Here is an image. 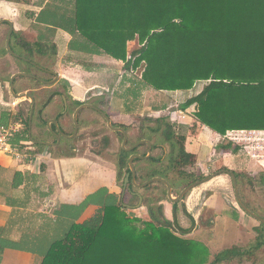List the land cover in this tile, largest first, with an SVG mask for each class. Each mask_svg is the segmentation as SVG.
Returning <instances> with one entry per match:
<instances>
[{"label": "trees", "instance_id": "trees-1", "mask_svg": "<svg viewBox=\"0 0 264 264\" xmlns=\"http://www.w3.org/2000/svg\"><path fill=\"white\" fill-rule=\"evenodd\" d=\"M37 21L69 32L70 51L106 55L124 63L130 72L142 66L138 81L152 90L185 91L204 82L200 91L182 104L183 109L193 107L194 124L204 125L221 136L231 130H264V0H49ZM15 37L17 33L13 32L12 38ZM130 41H137L139 48L128 57ZM41 44L36 42L32 48L38 47L47 55L54 49L47 42ZM11 49L14 51L13 45ZM14 59L26 65L25 72L35 68L27 61ZM19 80L27 77L15 78L16 93L41 85L36 81L20 82L22 85L17 86L15 81ZM28 92L35 99V92L31 89ZM48 100L47 97L42 102L36 101L32 126L35 119L38 124V107L46 106ZM28 114L29 108L11 116L13 122L23 124L16 141L29 139ZM177 129L166 117L147 119L139 128V137L127 141V146L141 139L152 142L148 158L133 160L137 183L161 177L177 195L205 176L197 167L196 155L185 149L186 136L178 135ZM118 134L122 139V134ZM31 135L41 141L34 138L33 132ZM160 144L167 147L165 155L158 151ZM34 145L37 151L44 149L42 144ZM238 149L235 146L234 150ZM146 151L145 143L131 151L120 149L117 183L121 181L120 172H130L127 164L130 154L143 156ZM240 174L235 172L238 183ZM261 175L259 182L264 184ZM128 186L137 190L130 182ZM166 192L162 182L144 187L143 205L149 215L146 220L129 217L120 196L105 188L78 205L61 206L57 215L70 220L69 225L59 238L39 250V264H208L207 246L177 235L164 218L162 207L152 206L167 196ZM89 204L99 205V209L79 222ZM178 204L173 203L174 207ZM255 232V238L247 245L224 249L209 264L256 261L254 258L264 247V223H259Z\"/></svg>", "mask_w": 264, "mask_h": 264}, {"label": "crops", "instance_id": "crops-1", "mask_svg": "<svg viewBox=\"0 0 264 264\" xmlns=\"http://www.w3.org/2000/svg\"><path fill=\"white\" fill-rule=\"evenodd\" d=\"M48 1L45 0L40 5L41 0H0V125L12 122L11 116L20 110V103H26L25 98L12 103L15 98L9 90L10 78L27 69L26 65L18 63L14 59L15 56L10 54L6 48L7 37L12 28L9 44L10 47L13 45L14 52L36 64L51 66L63 81L52 84L40 82L41 85L38 87L26 88L20 93H29L30 89L33 90L35 102H42L47 97L50 98L52 94L60 92L64 94L63 98H72L75 102L93 103L106 112L112 122L130 126L127 132L128 139L139 137L138 128L141 126V120L147 119V116L149 119L166 117L178 126V135L182 133L186 136L185 149L196 155L197 167L203 174L206 175L224 167L235 172H242L246 165L247 172L252 171L250 175L256 176L255 172L259 168V164L253 160L245 161L239 153L240 151L234 150V144L228 141L224 142V136L204 125L194 124L191 115L193 107L183 109V103H180L176 98L174 101L165 102L166 105L161 108L154 105V112L151 111V114L146 112L144 115L142 112H132V106H124L120 102L123 96L117 94L120 84L117 86L116 82H78L76 79L66 78L65 75L60 74L56 66L61 69L66 66V63H70L69 55L84 53L69 50L68 45L72 39L69 32L37 21L39 12ZM13 32L17 33L15 39L12 38ZM39 41L42 43L41 46L46 42L54 46V49L50 51L52 55L41 53L38 47L32 48L34 43ZM108 58L116 65L123 64ZM6 64H8L7 71L4 69ZM27 73L34 72L28 71ZM15 82H18L17 86H20L22 85L20 82H27V80ZM198 83H202L203 86L204 82ZM170 92L177 93V91ZM89 95L91 96L88 97ZM26 104L30 110V100ZM55 104L54 102L48 107H46L47 105L43 106L37 115L38 124L36 126H39L40 131L38 132L39 136L34 138H40V142H52V137H54L46 122L55 120ZM179 104L181 105L179 106ZM113 109H117V111H113ZM171 109L173 110L171 111ZM22 110L27 111L28 109ZM97 114H94L95 118L98 116ZM136 114L138 115L135 116ZM170 114H173V118L175 117L176 120L171 119ZM77 116L80 120L78 136L73 139L71 147L67 151L64 149L49 151L48 147L44 146L43 150H36L41 159L34 163L14 160L10 155L0 151V264H39L41 261L40 231L48 230V236H51V230L55 231V223L58 222L57 217L61 221L64 219L57 215L61 206L78 205L100 188H105L109 193L120 196L121 188L117 183V166L105 157V151L115 150L113 145L118 143L116 132L108 130L107 133L99 134V129L105 125L104 119L99 114V120L95 119L90 122L89 119L92 118V115L89 109L79 111ZM64 119L67 121L69 118L66 115ZM5 120L8 122L5 123ZM65 120L63 122H66ZM103 138H107V141L104 142ZM93 141L96 143L92 145ZM119 143L121 144L120 141ZM159 147L158 151H162V155H165L166 145L160 144ZM238 187L240 197L246 204L241 180H239ZM136 192L143 196L144 188ZM172 195L177 196L178 194L172 192ZM134 196L125 193L121 199L124 203L123 208L134 216H137L138 212L149 219L146 206L142 205L137 209L125 207V204L137 203L138 198L135 196L134 199ZM234 198L231 177L228 174H219L192 188L186 197L178 201L177 207H174V202L169 200L166 195L158 202L153 203L152 206L160 205L162 207L164 218L171 223L173 229H176L178 233L174 231L177 235L204 243L210 252L209 262H211L220 251L233 246L247 245L256 236L255 228L259 222L244 212ZM98 209L99 205H87L78 221L82 222L88 219ZM242 262L250 264V262ZM226 263L238 264L239 262L236 260L222 261L217 264Z\"/></svg>", "mask_w": 264, "mask_h": 264}, {"label": "rangeland", "instance_id": "rangeland-1", "mask_svg": "<svg viewBox=\"0 0 264 264\" xmlns=\"http://www.w3.org/2000/svg\"><path fill=\"white\" fill-rule=\"evenodd\" d=\"M139 48L138 42L137 41H130L127 43V51L131 52L133 50H136ZM50 55H52V52H50ZM69 61L70 63H66L65 67H62L61 69L56 66L60 74L65 75L66 78H71V79H76L78 82H116L117 86H119V90L117 91V94H120L121 97L123 96V99L120 100L125 105H129L130 107L132 106L133 109L131 110L132 112H142L144 115H146V112L148 114H151V111L154 112L153 106H160L163 107L166 105L165 102L172 100L174 101L176 98L180 103H183L188 96L191 94L197 92L200 90L202 87V83H196L195 86H193L189 91H182L174 93V92H163V91H155L150 88H147L140 84L139 77L140 73L142 70V66H140L138 69L134 70V72H125L123 69L127 68V66L123 64H118L116 65L115 62H113L111 59L108 57H104L103 55H89V54H80V53H74L69 55ZM9 64V62H7ZM8 64L4 66V69L7 71ZM31 64V63H30ZM33 65V64H32ZM38 65V64H37ZM35 66V65H34ZM36 67V66H35ZM67 67V68H66ZM31 69V67H29ZM128 69V68H127ZM32 71L38 72L37 69L32 68ZM35 72V73H36ZM123 72V73H122ZM40 73V72H39ZM120 73H122L120 75ZM41 74V73H40ZM32 78V77H30ZM35 79V78H33ZM38 81V80H37ZM27 82H36L34 80H30L29 77H27ZM133 90H136V94H133ZM119 96V95H118ZM18 99L15 98L12 103L18 102ZM25 102H29V100H25ZM26 103H20L19 108L20 109H28V105ZM181 104H179L180 106ZM175 109V108H173ZM171 109V111L173 110ZM113 111H117V109H113ZM99 114V113H98ZM136 114L135 116H137ZM149 119V117H146ZM145 120V119H144ZM143 120H141L142 124ZM117 123V122H116ZM36 119L34 120V127L32 128L33 135L38 137L40 128L39 126H36ZM127 126V125H126ZM130 128V126H128ZM112 131L109 127L106 125L102 126V129H99V134ZM97 134V132H95ZM117 145H113L115 147V150L107 152L105 151V157L109 158L110 161L116 164L118 155H119V149H120V136L117 134ZM224 142L228 141L231 144L234 142L230 141L228 138L224 137ZM103 141L105 142L106 139L103 138ZM235 144V143H234ZM241 149V150H240ZM241 153V156L245 161H250V155L244 151V148L242 149L241 146H239L238 149ZM252 161V160H251ZM255 162V161H253ZM117 165V164H116ZM259 166V165H258ZM200 167V166H199ZM201 168V167H200ZM246 165L244 166L242 172H240L241 177L240 180L243 185V198L246 200L248 207L254 209L255 211L259 212L260 214L264 215V184L260 181V177H262V173L264 175V168L259 166L257 168V171L255 172V177L250 175L251 172H247L245 169ZM219 169L214 170L213 172L217 171ZM259 170V171H258ZM263 171V172H262ZM116 172L118 170L116 169ZM213 172H210L209 174H206L205 176H208L212 174ZM125 172H120V178L121 181L123 180L125 176ZM260 174V175H259ZM204 176V177H205ZM121 181H118V186L121 188ZM240 194V192H239ZM241 196V195H240ZM235 199V198H234ZM242 199V198H241ZM243 201V200H242ZM120 202L122 203V206L124 205L123 201L121 200L120 197ZM126 214L129 217H134V215L131 213H128L125 211ZM138 218L145 219L141 214L137 212ZM58 222L55 223V231L51 230V239L48 236V230L45 232L40 231V237L39 239L41 240V247L39 249H42L45 247L50 241H52L54 238H59L63 232L67 229L70 220L68 219H61L58 218ZM176 231V229L174 228ZM176 233H178L176 231ZM254 258V257H253ZM256 261H253L250 264H264V247L262 250L257 253L256 257L254 258ZM229 264V263H226ZM234 264V263H233ZM238 264H247L245 262H239Z\"/></svg>", "mask_w": 264, "mask_h": 264}, {"label": "water", "instance_id": "water-1", "mask_svg": "<svg viewBox=\"0 0 264 264\" xmlns=\"http://www.w3.org/2000/svg\"><path fill=\"white\" fill-rule=\"evenodd\" d=\"M9 22V21H7ZM9 24H11L9 22ZM11 32H12V28L10 29V32L8 34V37H7V42H6V48L7 50L10 52V54H12L13 56L17 57V58H20L24 61H27L33 65H35L36 67H39V65H37L35 62L29 60L28 58L26 57H23V56H20L18 55L17 53H15L14 51H12V49L10 48V38H11ZM53 74H55L54 71H51ZM19 75H24V76H28V77H32V78H35L37 80H40L42 83H45V84H52L53 82H46V81H43L39 78H37L36 76L32 75V74H29V73H25V72H18L16 74H14L11 78H10V86H9V90H10V94L16 98V99H29L30 100V110H29V114H28V136L30 138V140L34 143V144H42L46 147H49V146H53V145H56L57 143H59L60 141V136H64L62 134V132H60L59 128H58V125H57V122L56 120H48L46 122V125L48 126V129L50 132H52V134H54V136L56 137L57 139V142L55 144L51 143V142H38V141H35L34 139H32L31 137V128H32V118H33V113H34V107H35V99L34 97L29 94V93H16L14 91V79L16 76H19ZM56 75V74H55ZM57 77V76H56ZM82 108H91L95 111H97L106 121V124H107V127H109L112 131L114 132H120L123 136V139H122V143H121V147L123 150L125 151H131L133 150L136 146H138L139 144L141 143H146L147 146H148V150H147V154L144 155V156H141L139 154H132L129 156L128 158V168H129V173H127L124 177V180H123V185H122V190H121V199H123L124 195H125V192L126 190H130L128 188V183L131 182L132 185L135 187V188H138V189H143L146 185H148L149 183H152V182H162L166 188H167V197L169 200H171L172 202H178L180 200H182L184 198V195L190 191L192 188H194L195 186H198L199 184H202L206 181H208L209 179H211L212 177L216 176V175H219V174H228L231 179H232V183H233V191H234V197H235V200L237 202V204L239 205V207L244 211L246 212L249 216H251L252 218H254L256 221H258L259 223H264V218L260 217L258 214H256L255 212H253L248 206H246V204L242 201L241 197H240V194H239V187H238V181H237V178H236V175H235V172L230 170V169H226V168H222L220 170H217L215 172H213L212 174L208 175V176H205L199 180H196L190 184H188L187 186H185L177 196H173L172 195V187L170 185V183L161 178V177H153L143 183H137L135 181V167H134V163H133V159L134 158H148L150 155H151V147H152V143L151 141L147 140V139H142L140 141H138L136 144L132 145V146H129L127 147L126 146V141H127V132L121 128V127H116L112 124V120L110 119V117L108 116V114L106 112H104L101 108H99L98 106H95L93 104H90V103H85L83 105H81L80 107H78L76 109V111L74 112V118H75V130H74V134L76 133L77 131V121H76V116H77V113L80 109ZM52 125H54L55 129H56V132L52 129ZM133 194H135L138 198V201L135 205H129V204H125V207L127 208H134V209H137L139 207L142 206V202H143V196L139 193V192H133Z\"/></svg>", "mask_w": 264, "mask_h": 264}, {"label": "built area", "instance_id": "built-area-1", "mask_svg": "<svg viewBox=\"0 0 264 264\" xmlns=\"http://www.w3.org/2000/svg\"><path fill=\"white\" fill-rule=\"evenodd\" d=\"M131 52H128V57ZM123 70L128 72L126 69ZM122 73H120V75ZM170 116L171 119L176 120L175 117L173 118V114H170ZM22 129L23 124L21 121H12L7 124H1L0 151L10 155L14 160L34 163L41 158L37 153L33 142L30 139L16 141V137ZM224 137L234 142L235 144H233L235 146H241L242 149L244 148V151L250 155L251 160L264 168V131L247 129L231 130L228 131Z\"/></svg>", "mask_w": 264, "mask_h": 264}, {"label": "flooded vegetation", "instance_id": "flooded-vegetation-1", "mask_svg": "<svg viewBox=\"0 0 264 264\" xmlns=\"http://www.w3.org/2000/svg\"><path fill=\"white\" fill-rule=\"evenodd\" d=\"M11 48V47H10ZM13 51V50H12ZM39 65V64H38ZM32 66H34V65H32ZM40 66V68L39 67H35L37 70H38V72H34V73H32V75H34V76H36L37 78H39V79H41V80H43V81H46V82H63L62 81V79L61 78H59V75H58V73L51 67V66H45V65H39ZM51 71H54L55 72V74H53ZM41 74H40V73ZM25 73H27V72H25ZM30 74V73H29ZM57 76V77H56ZM36 81H37V79H35ZM37 82H41L40 80H38ZM94 91H96V90H94ZM93 91V92H94ZM95 93V92H94ZM92 95V94H91ZM91 95H89L88 97H90ZM63 96H64V94L63 93H60V92H56V93H54V94H52L51 95V97L49 98V100H48V102H47V106L46 107H48V105H51V104H53L54 102L56 103L55 104V107H54V111H55V120H56V122H57V125H58V128H59V130H60V132H62V134L64 135V136H60V141H59V143H57L56 145H53L52 147L51 146H49V147H51V149L52 150H61V149H64V150H66L67 151V149H69L70 147H71V142L73 141V139L74 138H77V136H78V131H79V122H80V120L78 119L79 117L78 116H76V121H77V131H76V133L74 134V130H75V118H74V112L76 111V109L78 108V107H80L81 105H83V104H85V103H87V102H80V101H78V102H75V101H73L72 100V98H63ZM65 101H66V103H65ZM35 104H36V102H35ZM90 104H93V103H90ZM93 105H95V104H93ZM95 106H97V105H95ZM45 107V106H44ZM41 108H42V106H40V107H38V109H37V112H36V117H37V115L39 114V111L41 110ZM87 109H91V108H82V109H80L79 111L81 112L82 110L84 111V110H87ZM34 110H35V107H34ZM93 110V109H92ZM78 111V112H79ZM91 111V110H90ZM94 111V112H93ZM93 111H91V115H92V118H90L89 119V121L90 122H93L95 119H97V120H99V118H98V116H99V114H97L98 116L95 118V115L94 114H96L95 112H97V111H95V110H93ZM68 116V120L66 121L65 119H64V116ZM77 115H78V113H77ZM104 119V118H103ZM66 121V122H63V121ZM145 120H147V119H145ZM145 120H143V122L145 121ZM149 120V119H148ZM65 124H67V127H65ZM104 124L107 126V124H106V121H105V119H104ZM112 124H114V126H116L117 125V123H115V122H112ZM119 125V126H118ZM116 127H121V128H123L126 132H128V127L127 126H125V125H120V124H118ZM142 125V124H141ZM140 128V127H139ZM138 128V129H139ZM52 129L56 132V129H55V127H54V125H52ZM114 132V131H113ZM116 134H118V132H116ZM54 135V134H53ZM119 135V134H118ZM106 139V141H107V138H105ZM122 139H123V136H122ZM122 139H120L119 141L122 143ZM131 139V138H130ZM129 139H128V133H127V141H128ZM142 140V139H141ZM127 141H126V144H127ZM140 141V140H139ZM38 142H40V141H38ZM42 142H45V141H42ZM57 142V139H56V137L54 136V137H52V142L51 143H53V144H55ZM138 142V141H137ZM136 142V143H137ZM96 142L95 141H93L92 142V145L93 144H95ZM136 143H134V144H136ZM134 144H132V145H134ZM146 144V143H145ZM132 145H130V146H132ZM127 146V145H126ZM48 147V148H49ZM127 147H129V146H127ZM120 149H122V147H121V145H120ZM119 149V150H120ZM64 152V151H63ZM151 153H152V147H151ZM132 154H136V153H132ZM132 154H130V155H132ZM129 158V157H128ZM135 159V158H134ZM133 159V160H134ZM127 164H128V162H127ZM117 166V165H116ZM135 167V166H134ZM127 174V173H126ZM125 174V175H126ZM136 174V173H135ZM125 177V176H124ZM123 180H124V178H123ZM123 180H122V185H123ZM136 181V180H135ZM131 183V182H130ZM129 184V183H128ZM132 184V183H131ZM122 185H121V190H122ZM128 188L130 189V190H126V194H128V195H130V194H133V192H136L137 190H139L138 188H137V190H132L129 186H128ZM133 195H135V194H133ZM136 196V195H135ZM134 196V197H135ZM120 197H121V193H120ZM133 205H135V204H133ZM142 205H143V202H142ZM124 207V206H123ZM131 209H134V208H131Z\"/></svg>", "mask_w": 264, "mask_h": 264}]
</instances>
